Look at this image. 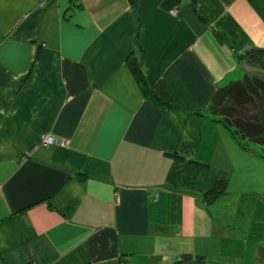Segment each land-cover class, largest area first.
<instances>
[{"label": "crops", "instance_id": "obj_1", "mask_svg": "<svg viewBox=\"0 0 264 264\" xmlns=\"http://www.w3.org/2000/svg\"><path fill=\"white\" fill-rule=\"evenodd\" d=\"M250 48L264 0H0V264H243L211 252L236 146L205 108Z\"/></svg>", "mask_w": 264, "mask_h": 264}, {"label": "rangeland", "instance_id": "obj_2", "mask_svg": "<svg viewBox=\"0 0 264 264\" xmlns=\"http://www.w3.org/2000/svg\"><path fill=\"white\" fill-rule=\"evenodd\" d=\"M235 75L234 80L248 78L264 83V71L253 69L245 61ZM229 138L232 140L230 134ZM245 144L246 150H242L234 143L237 148L230 159L233 176L227 193L211 208L217 221L226 226L217 229L223 239L221 248L211 252L239 255L243 264H264V158L260 157L264 149L251 142Z\"/></svg>", "mask_w": 264, "mask_h": 264}, {"label": "trees", "instance_id": "obj_3", "mask_svg": "<svg viewBox=\"0 0 264 264\" xmlns=\"http://www.w3.org/2000/svg\"><path fill=\"white\" fill-rule=\"evenodd\" d=\"M128 1L131 5H134V0ZM200 20L203 21L202 17H200ZM218 35L216 34L220 43L227 44V40ZM235 57L239 62L245 61L253 69L264 71V49L250 48L242 54H235ZM128 67L144 96L163 106L164 104L152 94L140 68L139 61L135 58H129ZM170 108L173 110L179 109L174 106H170ZM205 113L210 116L211 121L220 123L242 150H246L245 142L254 143L264 149V83L261 81L248 78L229 81L216 91L206 106ZM194 114L197 115L199 113L194 112ZM170 156L184 160L173 153ZM260 157L264 158V153ZM189 162L196 164L193 161ZM226 193V181H219L207 192L205 199L208 202H212L219 197L225 196Z\"/></svg>", "mask_w": 264, "mask_h": 264}, {"label": "built area", "instance_id": "obj_4", "mask_svg": "<svg viewBox=\"0 0 264 264\" xmlns=\"http://www.w3.org/2000/svg\"><path fill=\"white\" fill-rule=\"evenodd\" d=\"M54 143L53 139L51 137L45 136L42 138L41 146L47 147Z\"/></svg>", "mask_w": 264, "mask_h": 264}]
</instances>
